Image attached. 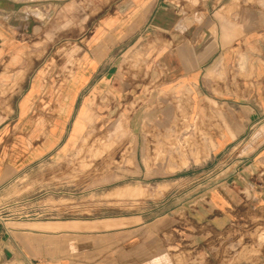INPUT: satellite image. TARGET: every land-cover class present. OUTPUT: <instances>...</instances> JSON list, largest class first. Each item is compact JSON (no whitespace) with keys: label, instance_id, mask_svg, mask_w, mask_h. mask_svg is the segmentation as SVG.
I'll list each match as a JSON object with an SVG mask.
<instances>
[{"label":"rangeland","instance_id":"1","mask_svg":"<svg viewBox=\"0 0 264 264\" xmlns=\"http://www.w3.org/2000/svg\"><path fill=\"white\" fill-rule=\"evenodd\" d=\"M10 1L25 17L8 28L0 18L21 53L20 62L9 57L3 66L0 136L22 141L26 159L0 192L9 233L56 240L52 244L66 245L76 259L83 250L102 249L108 264H128L132 249L136 264H191L192 249L177 243L171 223L224 178L234 146L222 149L216 137L233 130L207 126L230 119L224 101L264 106V65L259 75L251 65L246 72L249 90L259 96L199 100L177 86L147 36L136 48L114 49L99 65L86 64L96 50L88 42L118 0ZM37 6L41 16L33 18ZM82 70L90 79L78 89ZM90 96L88 123L76 127ZM111 250L120 252L118 263ZM11 255L0 264H22ZM221 259L264 264V234H243Z\"/></svg>","mask_w":264,"mask_h":264},{"label":"crops","instance_id":"2","mask_svg":"<svg viewBox=\"0 0 264 264\" xmlns=\"http://www.w3.org/2000/svg\"><path fill=\"white\" fill-rule=\"evenodd\" d=\"M17 3L0 0V18L7 22V28L16 17H25L14 5ZM37 7L33 18L41 16L40 6ZM30 20L34 26L35 21ZM143 36L154 39L151 47L158 50L160 64L175 72L177 86L193 90L197 99L259 96L255 90H249L246 72L251 65L259 75L264 65V0H118L117 9L105 15L90 38L88 45L96 50L90 53L92 61L85 60L86 64L90 67L103 63L114 49L136 48ZM9 57L11 63L17 64L21 53L0 28V81L8 79L3 66L8 64ZM79 73L80 84L75 88L90 79L87 71ZM234 79L239 85L235 88ZM78 89L73 90V96ZM35 91L33 88L30 96ZM199 100L195 101L196 109L200 108ZM92 102L91 96L84 100L75 119L76 127L87 125ZM224 103L229 106L230 119L207 127L233 130L226 131L224 138L216 137V143L224 146L222 149L234 146L229 159L225 158L229 168L222 172V180L198 197L185 215L182 213L181 220L171 223L177 243L192 249L191 264H226L221 258L233 240L251 232L264 234V106ZM23 149L22 141L0 136V192L24 168ZM55 241L10 234L0 218V259L11 253L21 258L22 264L109 262L102 258L105 250L86 249L78 255L81 259H76L73 250L66 245L57 248L52 244ZM114 252L118 263L120 252L111 250L112 256ZM128 253V264H136L135 250Z\"/></svg>","mask_w":264,"mask_h":264}]
</instances>
